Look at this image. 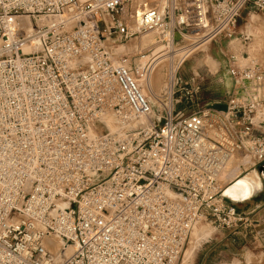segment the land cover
I'll use <instances>...</instances> for the list:
<instances>
[{"label": "built area", "instance_id": "2783aa9c", "mask_svg": "<svg viewBox=\"0 0 264 264\" xmlns=\"http://www.w3.org/2000/svg\"><path fill=\"white\" fill-rule=\"evenodd\" d=\"M128 1L0 0V264H176L197 223L250 226L220 174L238 152L264 163V68L231 54L225 109L180 117L173 103L199 84L175 78L156 116L137 78L151 64L104 44L129 34ZM247 5L264 10V0H162L137 33L163 46L233 37ZM106 113L120 132L98 133Z\"/></svg>", "mask_w": 264, "mask_h": 264}, {"label": "rangeland", "instance_id": "374dc122", "mask_svg": "<svg viewBox=\"0 0 264 264\" xmlns=\"http://www.w3.org/2000/svg\"><path fill=\"white\" fill-rule=\"evenodd\" d=\"M133 1L135 0H129L127 2L125 10V16L127 17L126 19L129 24V34L127 36H122L117 33H113L104 38V44L114 58L125 55L131 57V59L136 63L142 64L143 62H147L151 64L153 67L150 74L152 89L148 90L145 79L142 80L139 74H137V78L139 79L148 100L152 103L154 114L156 116L159 114L163 115L164 105L162 103H165L166 105L170 104L167 95H165L169 63L175 62L180 57L179 50L185 48V46L191 43L189 40L191 35L187 36L188 38L186 39L176 36L173 44L163 46L161 43L156 41L155 31L137 33L135 23H138V19L142 11L151 4L143 8L141 7V4H139V7H135L136 5ZM250 17L253 19L251 20ZM240 31L249 34V40H247L246 43L240 41L238 36V32ZM139 49L141 51H146L147 56L144 59L138 60L136 58V53ZM231 54H235L240 62L254 60L257 61L262 68H264V10H255L247 5L239 13V17L237 19V30L233 37L223 35L215 37L201 44L183 60L181 65L175 71V78L180 79L183 74L186 75V77L194 75V85L200 84V86L203 85V87H201V93L197 96V98H193L192 101L182 100L179 103L174 102V114L179 112V114H177L178 117L188 115L203 105L204 102H201V99L217 97L218 93L216 90L220 85V81H218V79L222 78V84H227L228 75L226 77V75L223 74L228 72V59ZM207 55L211 57L212 60H207ZM246 56H248L247 59ZM175 89L176 88H174V90ZM259 92L260 97L264 98V76H262ZM229 95L230 94H227L226 96V105ZM198 98L200 99L198 100ZM225 107L220 109H225ZM260 119H264V111L258 112L255 115L256 122ZM162 120V118H157L159 123H161ZM147 122L148 119L146 118L145 123ZM98 127V133H105L109 130L112 132V129L106 125L99 124ZM233 157H235L236 161H238L235 165L233 177L239 178L249 171H257V167L251 165V160H249L248 157L242 156L240 152L236 153ZM239 159L241 160V163L239 162ZM232 203L237 207L241 206L240 209H242V205H240L241 203ZM201 226L207 228L210 233L198 242L194 256L187 260L188 250L189 247H191L192 235L195 230ZM240 229L243 228L241 226L236 228H222L205 220L197 223L195 225V229L192 228L176 264H196L199 254L198 250L205 242L214 243V246L211 247L208 260H212L214 257H217L218 259L220 249L226 247L229 249V263L235 264V260L238 257L237 255L241 253L239 249L244 243V237L238 232ZM56 244L57 246L59 245L58 243ZM66 254L67 252L64 255ZM216 264H219V262H216Z\"/></svg>", "mask_w": 264, "mask_h": 264}, {"label": "crops", "instance_id": "0c3cea01", "mask_svg": "<svg viewBox=\"0 0 264 264\" xmlns=\"http://www.w3.org/2000/svg\"><path fill=\"white\" fill-rule=\"evenodd\" d=\"M250 19L252 20V17H250ZM223 75H226V77L228 75L227 84H222L223 80L222 78H219L218 81H220V85L216 90L218 93L217 97L201 99V102H204L202 106H209L218 109L226 106V96L232 91L234 81L228 72ZM181 78L184 79L188 77L183 74ZM201 87H203V85L200 86L199 84V89L195 94L194 99L201 93ZM199 99L200 98H198V100ZM260 129H264V125H261ZM258 166L259 165H256L254 167L258 168ZM259 174L261 183L259 189L250 194L246 199L235 201L236 203H241L240 205H242V209H240L241 206H235L238 211L245 215L246 220L250 223L249 227L241 226L243 229L238 231L244 237V243L239 249L241 253L237 255L238 257L235 260V264H264V175L260 172ZM234 179L237 178L234 177ZM213 246L214 243L205 242L200 247L196 264H216V262H219V264H230L228 261L229 249L226 247L220 249L218 259L217 257H214L212 260H208L211 247ZM194 254L195 251L192 257Z\"/></svg>", "mask_w": 264, "mask_h": 264}, {"label": "bare ground", "instance_id": "6f19581e", "mask_svg": "<svg viewBox=\"0 0 264 264\" xmlns=\"http://www.w3.org/2000/svg\"><path fill=\"white\" fill-rule=\"evenodd\" d=\"M161 1L162 0H145V1L144 0H135V1H133V3L136 5V6L134 5L135 7H139L140 6L139 4H141L142 8L145 6L147 7L151 4L149 7H147L146 9H144L142 11V12H144L148 8L157 7L159 5V3H161ZM155 2L157 3V5ZM136 10H137V8H136ZM135 24H136V28H138V23H135ZM207 37H208V35L202 36V37L200 36L199 41H196L193 43L191 42L187 46H185V48L180 49L179 50L180 57L175 62L169 63L168 76H167L168 79H167V85H166V89H165L166 92L164 91L165 95H167L169 100H171V92H172V86L174 83L176 69L181 65L183 60L186 57H188V55L193 50H195L196 48H198L200 46V45L198 46V43H200L203 40H205L206 42L208 41ZM195 40L196 39L193 38L191 41H195ZM205 41H204V43H205ZM207 58H208L207 60L211 59V57H209L208 55H207ZM145 83H146V87L148 88V90L149 89L151 90L152 86H151L150 77H148L145 80ZM142 90L144 92V89H142ZM145 95H146V93H145ZM101 120L103 121V123L107 127L112 129V132H120V130L122 129V126L120 125L118 119H116L113 116V114H111V113H106L103 116V119H101ZM144 122H145V120H144ZM239 162L241 163V160ZM236 163H238V161H236L235 157H232L230 159V161L228 162L227 166L224 168V170L220 174V183L224 187V189L222 191L223 195H225L226 197H228L234 201H239V200L246 199L248 196H250V194L256 192L259 189V187L261 186V183H260L259 174L255 170L249 171L247 174H245L239 178L237 177V179H234L233 174L235 171ZM193 228L195 229V226ZM209 233H210V231L207 228H205L204 226H201L195 230V232L192 235L191 247H189V250H188L187 260H189L192 257V255H193V253H194V251L198 245V242H200V240L202 238H204L206 235H208ZM55 247H56L55 245H52L51 248H55ZM66 252L68 254V251H65V253Z\"/></svg>", "mask_w": 264, "mask_h": 264}, {"label": "water", "instance_id": "95a60500", "mask_svg": "<svg viewBox=\"0 0 264 264\" xmlns=\"http://www.w3.org/2000/svg\"><path fill=\"white\" fill-rule=\"evenodd\" d=\"M257 170L262 174V175H264V163H262L261 165H259L258 166V168H257ZM224 197H226L225 195H224ZM227 199H229V200H231L230 198H228V197H226ZM232 201V200H231ZM233 202H235V201H233Z\"/></svg>", "mask_w": 264, "mask_h": 264}]
</instances>
